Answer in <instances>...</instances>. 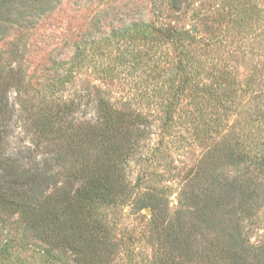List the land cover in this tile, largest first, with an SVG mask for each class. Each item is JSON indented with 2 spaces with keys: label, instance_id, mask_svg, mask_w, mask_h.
<instances>
[{
  "label": "rangeland",
  "instance_id": "1",
  "mask_svg": "<svg viewBox=\"0 0 264 264\" xmlns=\"http://www.w3.org/2000/svg\"><path fill=\"white\" fill-rule=\"evenodd\" d=\"M170 1L52 0L49 11L28 8L0 31V70L12 62L23 80L9 94L15 152L38 143L39 157L65 151L63 137L43 143L34 118L54 126L63 115L96 118L99 96L152 124L124 164L125 194L100 210L117 243L114 264H157L153 206L174 215L195 202L192 191H207L205 204L235 178L253 191L250 206L258 202L242 213L247 236L264 238V0H183L177 13ZM169 28L187 32L176 42ZM74 123L64 137H77ZM231 196L219 217L241 216L236 189ZM17 219L0 224V264H51ZM182 225L183 244L195 250L191 220Z\"/></svg>",
  "mask_w": 264,
  "mask_h": 264
},
{
  "label": "trees",
  "instance_id": "2",
  "mask_svg": "<svg viewBox=\"0 0 264 264\" xmlns=\"http://www.w3.org/2000/svg\"><path fill=\"white\" fill-rule=\"evenodd\" d=\"M182 1L171 0L170 10L180 11ZM51 2L0 0L2 35H7L12 23L19 25V18L27 14L26 9H38L37 14H42L51 9ZM167 31L176 42L187 32L178 28ZM22 83L21 78L12 75V62L0 70V224L6 225L16 216L25 226L24 234L43 245V254L53 264L69 261L114 264L117 243L111 238V229L100 210L115 204L125 194L128 186L123 176L124 164L152 124L142 113L119 107L99 96L95 103L96 118L62 121L63 115L59 116V126H54L52 120L34 118L35 133L43 138V143L47 141V147L58 145L63 137L65 151L60 149L54 156L39 157L42 152L38 143L26 152H15L10 134L15 111L9 94L14 85ZM65 106L67 111H63L69 114L75 111L71 105ZM71 123L78 128L77 137H64ZM69 155L75 157L71 166ZM261 163L264 165V161ZM200 168L194 177L199 175ZM233 183V189L239 193L241 216L231 212L219 217L226 210L228 200L234 199L232 186L225 183L219 185L221 190L213 200L205 204L200 201L203 196L204 200L208 199L207 191H192L189 198L195 202L177 208L174 215L153 206L156 212L151 220L150 239L157 245V264H264V238L253 243L242 217L243 212L259 209L258 202L250 206L253 191L251 195L247 193L248 184L240 187L238 178ZM184 218H189L195 229L191 241L196 245L195 250L181 239Z\"/></svg>",
  "mask_w": 264,
  "mask_h": 264
}]
</instances>
